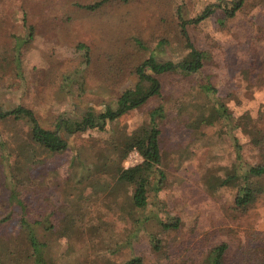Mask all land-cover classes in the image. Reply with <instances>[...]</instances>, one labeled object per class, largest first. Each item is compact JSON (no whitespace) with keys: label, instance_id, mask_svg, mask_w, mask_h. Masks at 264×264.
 <instances>
[{"label":"rangeland","instance_id":"1","mask_svg":"<svg viewBox=\"0 0 264 264\" xmlns=\"http://www.w3.org/2000/svg\"><path fill=\"white\" fill-rule=\"evenodd\" d=\"M98 1L0 0V108L32 111L42 129L58 131L65 138L67 148L44 155L46 167L39 165V150L31 153L36 147L25 141L27 124L10 116L0 118V142L7 144L10 154L26 145L27 156L34 159L30 157L28 162L26 157L12 155L9 164H34L47 181L48 175L55 173L49 174L50 170L66 169L75 154L85 165L88 158L100 152L113 158L123 140L154 119L161 130L166 180L153 203L164 201L166 207L164 211L152 207L143 212L130 210L133 186L116 182L115 196L122 210L111 213L104 220L103 236L93 239L82 220L100 210L102 196L92 193L90 186L74 189L72 194L80 204L69 211L79 215L72 220L62 215L61 220L50 224L52 227L43 225L47 230L33 224L39 241L48 246L47 264H125L148 248L146 232L140 230L138 238H132L131 247L115 250L143 215L162 221L179 219L180 230L168 235L178 242L196 234V239L203 240L205 233L212 232L218 241L224 238L232 243L233 264H238L241 255L246 262L248 258L241 250L258 243L251 241L243 228L264 232V198L243 219H234L228 211L234 188L222 186V182L235 160L232 137L242 143L245 157L251 161L249 157L254 155L256 160V155L245 144L247 134L259 129L264 135V2L243 0L233 17H227L220 7L205 21L187 28L195 49L205 53L203 67L197 73L160 75L161 96L127 112L105 130L87 128L66 133L57 129L59 122H83L88 113L98 114L106 106L116 109V98L134 88L138 82L136 68L152 53L158 62L178 63L187 56L179 35L180 17L195 18L213 4L231 9L238 3L133 0L124 4L115 0L96 12L84 9ZM161 39L166 44L160 47ZM206 84L217 90L216 98L227 108L230 120L216 116L214 100L199 88ZM160 107L162 114L158 112ZM256 154L258 159L263 158L264 147ZM140 162L138 154L131 152L123 167ZM11 168L0 162L1 199L12 188ZM89 171L93 172L92 166ZM145 228L151 230L147 223ZM159 237L165 234L159 233ZM14 251L17 256L29 257L23 230L12 221L0 231V254ZM177 256V252L172 253V258ZM21 264L31 263L25 260Z\"/></svg>","mask_w":264,"mask_h":264},{"label":"trees","instance_id":"2","mask_svg":"<svg viewBox=\"0 0 264 264\" xmlns=\"http://www.w3.org/2000/svg\"><path fill=\"white\" fill-rule=\"evenodd\" d=\"M110 1L115 0H100L93 5L85 6L84 9L96 12ZM117 1L130 4L133 0ZM260 1L264 2V0ZM242 5L243 0H238V3L233 4L231 9H226L225 5L213 4L205 8L195 18L186 20L180 17L179 35L188 50L187 56L181 62H158L152 53L147 60L140 63L136 68L138 82L134 88L123 91L116 98V109L106 106L98 114L88 113L83 122H59L57 129L62 128V131L66 133L83 132L87 128L105 130L108 124L115 123L127 112L147 104L153 97L161 96L162 85L158 76L177 71L185 75L197 73L203 67L205 53L195 49L187 28L205 21L220 7L223 8L227 17H233ZM136 44L139 47L143 46L137 39ZM165 44L166 40L164 39L158 41L160 47ZM199 88L214 100L216 116L230 120L227 108L220 102L219 98H216L217 90L211 84L200 85ZM158 112L163 113L162 107L158 109ZM9 116L13 117L16 122L27 124L29 132L25 141L31 143L34 148L36 147L31 153L39 150V159L36 157L39 165L46 167L48 161L46 162V158L43 159L44 155L48 157L67 148L65 138L58 131L42 129L32 111L23 107H17L10 111H2L0 108V118ZM160 136L161 130L158 124L154 122V119H151L148 127L140 128L120 143L113 158H107L100 152L94 158H88L89 164L85 165L75 154L66 169L53 168L52 172L50 170L49 174L54 171L55 173L48 175L47 181L43 178L45 174L37 172L34 164L24 165V163H20L19 166L17 162L14 165L12 162L9 164L12 155L17 159L18 157H26L29 162L32 155L27 156L29 153H26L23 148L26 145L18 147L10 154L6 150L7 144L0 142V162L6 167L12 166L10 174L12 188L10 191H6L4 199H1L0 196V210L2 208L0 231L10 222L15 221L23 230L29 249L28 259L17 256L16 251L9 255L0 254V264H21L25 260L30 261L31 264H47L48 246L39 241L33 224L42 226L41 230H47L52 227L50 224H53L57 219L61 220L62 215L71 220L75 215H79L69 211L70 208L74 210L73 208L79 207L80 199L72 194V191L77 188L85 189L90 186L92 193L102 196L103 206H99L100 210L88 218L83 217L82 220L83 225H88V233L93 239L103 236L105 232L103 229L104 220L111 213L113 215L117 210H122L115 196L116 182L122 181L133 186L132 199L128 205L130 210L143 212L152 207L155 210L164 211L166 207L164 201L158 202V205L153 203V200L158 198L157 193L166 180L162 168ZM231 140L235 160L229 165L222 186L234 188L232 203L228 206V211H231L234 219H243L248 211L254 208L256 202L264 198V156L258 159L256 154L264 147V135L259 129H252L251 134H247L245 144L256 155V160L254 155L249 157L251 161L245 157L247 154L244 152L242 143L240 144L235 137H232ZM131 152H136L141 162L125 168L123 162ZM90 166L93 168L92 173L89 171ZM35 173L37 174L35 175ZM92 175L95 176L92 177ZM65 190L67 193L64 194ZM67 208L69 209L66 210ZM75 219L78 217L76 216ZM134 223L136 229L115 250L118 251L122 246L131 247L132 238L137 239L140 230L146 232L148 248L146 252L130 258L125 264H233L232 243L224 238L218 241L212 232L205 233L203 240L196 239V234L190 240L178 242L175 240V236L173 238L168 236L180 230L182 222L177 218L168 217L162 221L143 215L137 218ZM146 223L151 226V230H146ZM45 224H48L49 228H43ZM243 229L245 235L258 245L244 247L241 252L248 259L245 262L241 255L238 264H264V232ZM192 232L194 233V230ZM159 233L165 234V237H159ZM173 252L178 253L176 258H172Z\"/></svg>","mask_w":264,"mask_h":264}]
</instances>
